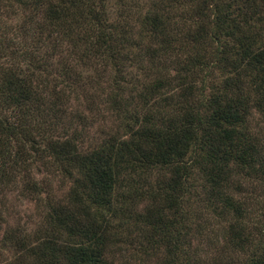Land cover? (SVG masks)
I'll return each mask as SVG.
<instances>
[{"label": "trees", "instance_id": "trees-1", "mask_svg": "<svg viewBox=\"0 0 264 264\" xmlns=\"http://www.w3.org/2000/svg\"><path fill=\"white\" fill-rule=\"evenodd\" d=\"M97 99L92 143L71 103ZM256 117L264 0H0V188L44 214L20 232L0 207V264H264Z\"/></svg>", "mask_w": 264, "mask_h": 264}, {"label": "rangeland", "instance_id": "rangeland-1", "mask_svg": "<svg viewBox=\"0 0 264 264\" xmlns=\"http://www.w3.org/2000/svg\"><path fill=\"white\" fill-rule=\"evenodd\" d=\"M23 17H19L17 21H22ZM16 20L13 23L17 22ZM50 62L53 64L54 61ZM92 106V111H87L86 101H73L74 113L81 116L79 118L72 119L73 126L84 130L83 134L85 139L92 143H99L108 137L111 124L116 120L114 115L109 114L107 106L103 101H88ZM257 122L264 126L262 120L259 117ZM69 118L66 119V124ZM39 171H42L40 174ZM33 171H35L34 177L36 180L41 181L45 179V183L48 185L50 196L55 199L66 200L68 189L71 185L70 182L66 183L60 176H50L44 172L42 165H37ZM25 183L22 179H19V183L16 188L7 187L5 189L0 188V207L6 211L3 219L7 222L9 228H14L20 232L33 231L38 224L40 219L44 215L43 206L32 200L31 197L26 196ZM45 197V195H44ZM10 254L7 255V258Z\"/></svg>", "mask_w": 264, "mask_h": 264}]
</instances>
